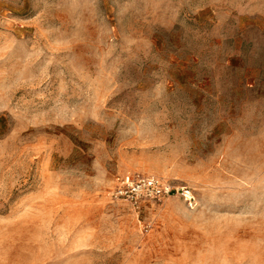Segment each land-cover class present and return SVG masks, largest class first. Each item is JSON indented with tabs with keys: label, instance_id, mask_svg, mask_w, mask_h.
<instances>
[{
	"label": "rangeland",
	"instance_id": "374dc122",
	"mask_svg": "<svg viewBox=\"0 0 264 264\" xmlns=\"http://www.w3.org/2000/svg\"><path fill=\"white\" fill-rule=\"evenodd\" d=\"M0 264H264V0H0Z\"/></svg>",
	"mask_w": 264,
	"mask_h": 264
},
{
	"label": "built area",
	"instance_id": "2783aa9c",
	"mask_svg": "<svg viewBox=\"0 0 264 264\" xmlns=\"http://www.w3.org/2000/svg\"><path fill=\"white\" fill-rule=\"evenodd\" d=\"M123 184L127 187L128 191L132 192L133 195H137L139 191L143 190H150L156 195H160L162 192L154 180L133 179L126 177L123 180Z\"/></svg>",
	"mask_w": 264,
	"mask_h": 264
}]
</instances>
